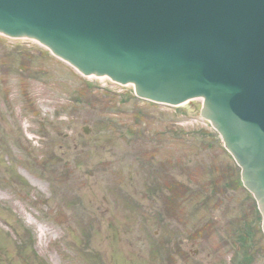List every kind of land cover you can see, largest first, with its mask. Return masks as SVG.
<instances>
[{"label": "rangeland", "instance_id": "1", "mask_svg": "<svg viewBox=\"0 0 264 264\" xmlns=\"http://www.w3.org/2000/svg\"><path fill=\"white\" fill-rule=\"evenodd\" d=\"M54 59L0 36V264H231L247 235L248 259L264 264L252 199L224 194L194 210L162 185L194 179L193 191L209 190L204 171L202 182L194 174L213 159L190 150L210 129L200 101L154 104ZM84 86L86 98L73 99Z\"/></svg>", "mask_w": 264, "mask_h": 264}, {"label": "water", "instance_id": "2", "mask_svg": "<svg viewBox=\"0 0 264 264\" xmlns=\"http://www.w3.org/2000/svg\"><path fill=\"white\" fill-rule=\"evenodd\" d=\"M0 33L142 98H203L264 231V0H0Z\"/></svg>", "mask_w": 264, "mask_h": 264}]
</instances>
